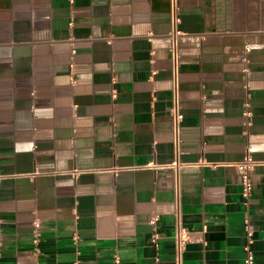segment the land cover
Masks as SVG:
<instances>
[{"label": "crops", "instance_id": "1", "mask_svg": "<svg viewBox=\"0 0 264 264\" xmlns=\"http://www.w3.org/2000/svg\"><path fill=\"white\" fill-rule=\"evenodd\" d=\"M177 1L176 170L170 0H0V264H264V0Z\"/></svg>", "mask_w": 264, "mask_h": 264}, {"label": "built area", "instance_id": "2", "mask_svg": "<svg viewBox=\"0 0 264 264\" xmlns=\"http://www.w3.org/2000/svg\"><path fill=\"white\" fill-rule=\"evenodd\" d=\"M171 3V28L167 34L169 40V52L171 58V108H170V125L172 131V139L174 144L175 158L171 164L174 169H179L183 164L180 160L181 142H182V121L184 119V112L181 102V53H180V39L185 32L180 27V8L177 0H170ZM258 161L254 158L250 150H247L244 157L236 163L241 175L242 194L245 198L251 195L253 190L252 171ZM80 170L73 168L71 173L76 176ZM3 174H0V178ZM248 223L249 221L246 220ZM39 226L38 223H35ZM39 230L34 232V239L38 241ZM188 240V232L184 226L178 221L175 233V247H176V262L181 264L182 252ZM254 241L253 230H247V243L244 246L245 258L244 264H255V254L252 248Z\"/></svg>", "mask_w": 264, "mask_h": 264}]
</instances>
